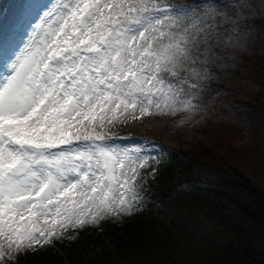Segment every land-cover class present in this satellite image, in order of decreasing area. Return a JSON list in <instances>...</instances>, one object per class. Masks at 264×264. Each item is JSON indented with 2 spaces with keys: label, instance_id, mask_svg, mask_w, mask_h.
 Segmentation results:
<instances>
[{
  "label": "snow or ice",
  "instance_id": "1",
  "mask_svg": "<svg viewBox=\"0 0 264 264\" xmlns=\"http://www.w3.org/2000/svg\"><path fill=\"white\" fill-rule=\"evenodd\" d=\"M26 7L39 20L26 39L0 32V264L59 229L132 213L149 157L102 130L194 108L182 85L197 87L188 77L211 52L192 9L156 0Z\"/></svg>",
  "mask_w": 264,
  "mask_h": 264
},
{
  "label": "rangeland",
  "instance_id": "2",
  "mask_svg": "<svg viewBox=\"0 0 264 264\" xmlns=\"http://www.w3.org/2000/svg\"><path fill=\"white\" fill-rule=\"evenodd\" d=\"M44 2L30 0L33 6ZM156 2L174 11L192 9V13L208 26L209 59L195 66L201 77H188L189 82L197 87L193 89L188 84L182 85L187 94L185 98L192 100L194 108L175 114L150 115L140 120L129 118L106 124L101 134L117 148L140 149V155L148 156L149 162L154 158L153 151L142 145L148 142L161 144L177 159H186V154H198L200 148H208L264 191V0ZM25 3L26 0H0V32L5 38L26 39L31 31L30 20L39 23L34 8L29 10ZM17 11L22 15V22H9L10 14ZM164 14L172 13L160 15ZM97 132L101 130L98 128ZM139 180L140 202L134 206L132 213L119 218L108 216L105 222L129 220L133 212L145 204L147 200ZM151 205L160 218H174L217 241L220 238L221 228L216 225V219L210 214L204 217L203 211L192 203L155 199ZM77 228L81 227L70 225L59 229L58 235L60 238L73 235ZM39 248L36 246L34 250L13 253V258H5L2 264H15L20 255L26 258L29 251L36 252ZM254 248L264 264V237L254 242Z\"/></svg>",
  "mask_w": 264,
  "mask_h": 264
},
{
  "label": "trees",
  "instance_id": "3",
  "mask_svg": "<svg viewBox=\"0 0 264 264\" xmlns=\"http://www.w3.org/2000/svg\"><path fill=\"white\" fill-rule=\"evenodd\" d=\"M147 147L155 156L140 172L147 201L129 220L86 224L15 264H262L254 242L264 237V191L208 148L177 159L161 144ZM155 199L205 210L221 228L219 240L158 217Z\"/></svg>",
  "mask_w": 264,
  "mask_h": 264
},
{
  "label": "bare ground",
  "instance_id": "4",
  "mask_svg": "<svg viewBox=\"0 0 264 264\" xmlns=\"http://www.w3.org/2000/svg\"><path fill=\"white\" fill-rule=\"evenodd\" d=\"M26 4V3H25ZM37 4V3H36ZM21 6V5H20ZM23 7V6H22ZM18 8V7H17ZM23 9V8H22ZM15 10V9H14ZM22 11V10H21ZM24 16V15H23ZM26 17V16H25ZM32 19V18H31ZM8 21L9 22H14V23H17V24H20L21 22H22V15L19 13V11H17V12H15V13H12V14H10V17L8 18ZM24 21V20H23ZM31 21V23H33L32 22V20H30ZM29 22V21H28ZM13 25V24H12ZM6 27V26H5ZM11 27V26H10ZM13 27V26H12ZM3 29V28H2ZM11 30H13V29H11ZM11 30H9V31H11ZM8 31V30H7ZM8 31V32H9ZM6 34H7V32H5ZM22 33V32H21ZM14 34V33H13ZM175 158V157H174ZM187 159V158H186ZM202 211H204V213H206L205 212V210H202ZM201 211V212H202ZM207 216V215H206ZM204 217H205V215H204ZM210 219V218H209ZM211 238V237H210ZM208 240V239H207Z\"/></svg>",
  "mask_w": 264,
  "mask_h": 264
}]
</instances>
